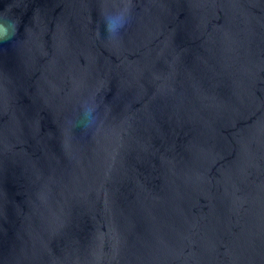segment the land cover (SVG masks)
<instances>
[{"label":"water","instance_id":"obj_1","mask_svg":"<svg viewBox=\"0 0 264 264\" xmlns=\"http://www.w3.org/2000/svg\"><path fill=\"white\" fill-rule=\"evenodd\" d=\"M123 2L0 0V264H264V0Z\"/></svg>","mask_w":264,"mask_h":264},{"label":"clouds","instance_id":"obj_2","mask_svg":"<svg viewBox=\"0 0 264 264\" xmlns=\"http://www.w3.org/2000/svg\"><path fill=\"white\" fill-rule=\"evenodd\" d=\"M101 16L103 35L110 41H120L134 19L132 0H124L119 6L103 9ZM20 22L16 17L0 14V44L12 41L17 36ZM101 119L100 103L93 95L81 102L79 117L73 124L87 133L98 128Z\"/></svg>","mask_w":264,"mask_h":264}]
</instances>
